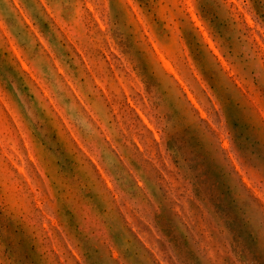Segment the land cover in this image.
<instances>
[{"label": "rangeland", "instance_id": "1", "mask_svg": "<svg viewBox=\"0 0 264 264\" xmlns=\"http://www.w3.org/2000/svg\"><path fill=\"white\" fill-rule=\"evenodd\" d=\"M0 264H264V0H0Z\"/></svg>", "mask_w": 264, "mask_h": 264}]
</instances>
